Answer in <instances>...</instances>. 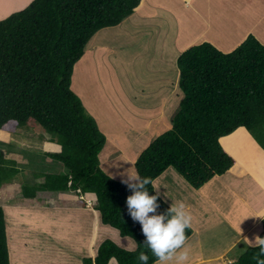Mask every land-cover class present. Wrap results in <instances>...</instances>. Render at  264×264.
<instances>
[{"label":"trees","instance_id":"obj_1","mask_svg":"<svg viewBox=\"0 0 264 264\" xmlns=\"http://www.w3.org/2000/svg\"><path fill=\"white\" fill-rule=\"evenodd\" d=\"M140 3L33 0L0 20V131L15 133L37 127L60 137L69 151L66 156H52L64 172L43 175L44 181L31 188L23 186L22 196L34 199L42 192L49 198L59 194L90 196L101 223L134 241L135 249L127 251L105 240L95 257L84 259V264H108L113 255L119 264H140V251L148 254V264L156 259L143 245L141 225L128 214L130 190L100 167L105 136L71 90L74 65L89 40L101 29L118 26ZM176 68L182 93L179 109L170 129L140 153L133 167L136 174L153 181L172 169L198 190L234 164L221 147V138L244 129L264 149V44L250 34L237 48L223 53L203 42L183 51ZM6 161L0 150V185L9 180ZM38 177H32V182ZM148 189L150 195H156L153 183ZM157 203L158 214L169 208L160 197ZM191 235L192 229H186L187 239ZM260 236L264 237V218ZM257 252L248 247L234 264H256L252 257ZM0 264H10L1 207Z\"/></svg>","mask_w":264,"mask_h":264},{"label":"rangeland","instance_id":"obj_2","mask_svg":"<svg viewBox=\"0 0 264 264\" xmlns=\"http://www.w3.org/2000/svg\"><path fill=\"white\" fill-rule=\"evenodd\" d=\"M32 1L0 0V20L23 10ZM178 1L182 4L181 0ZM210 1L213 2V0ZM210 1L204 0V2ZM179 3L176 0H141L136 11L131 17L129 16L130 18L124 19L116 27L98 31L89 40L84 55L73 68L71 90L81 99L84 108L94 117L99 131L106 138L100 157L101 160H105L101 165L102 170L108 177L121 183L127 175L136 174L133 167L134 163L131 161V154L138 152L135 162L141 151L156 137L170 129L171 121L179 109L182 93L177 88L178 74L176 73V76H174L173 73L174 70L177 71L176 66L173 64L172 69L169 67L171 64L169 58L172 54L178 53L179 56L182 53L181 51L200 44L195 42L189 47L186 46V43L196 40V37L200 41L202 31L209 32L210 38L218 40L217 44L225 47L227 52H230V49L237 45L234 44L235 42L241 41L240 39L249 29L251 33L249 32L247 35H253L261 44H264L260 41L264 38V0H254V3L251 4L248 3V0H215L205 9L200 8V5L193 0L190 11H180L183 9H179ZM183 5L186 8L187 2H184ZM193 10H196L198 14ZM184 13L194 18V20ZM138 14H141L142 19L147 18L148 23L153 25L154 28L152 29L150 25L149 32L141 29L138 31L133 30V33L130 32L129 21L139 22L142 20ZM179 15L183 18L181 19ZM189 21L191 23L187 26L186 23ZM149 33L152 34L153 40L149 37ZM187 35L190 36L189 39L182 44V37ZM205 42L216 48V45L211 41L206 40ZM216 49L221 51L219 48ZM162 54L166 55V61L161 60ZM146 55L150 57L151 67H154L157 71H163L160 72L163 75H153V69L151 71L150 68L143 67L142 62ZM163 83L166 84L162 86ZM155 84L157 86L160 84L161 89L157 90V87L155 90V87H153ZM164 89L172 92L167 94ZM90 94L96 95L93 101ZM161 102H168L164 108V115L157 122L151 120L149 130L146 133H144L145 130L142 132L144 128L142 114L145 108L147 109L152 103L156 105ZM248 136L264 153V149L257 144L252 136ZM221 143L223 146L229 145V142L226 141ZM0 150L7 160L4 166L6 167V174H9L7 178L9 180L0 185V207H4L5 225L8 230L6 232L7 245L12 246L8 248L10 250L9 256L13 251L17 253L16 246L21 245L22 241H25L28 245L31 244L27 247V252H30V249L38 251L39 245L44 244L47 235L41 233L40 230L38 231L41 222L36 224L35 218L41 221L44 214L37 211L34 215L35 218L30 219V206L33 205L35 200L22 198V187L31 188L33 183H42L44 181L43 175L64 172L62 165L52 156H66L69 151L60 137L46 133L37 127L35 130H17L15 133L0 131ZM112 154L114 156H112L110 163L106 157L109 155L110 158ZM122 156H124L123 161H118ZM115 159L117 160L115 161ZM252 164L255 168L259 165V163H255V160L252 161ZM13 170L17 172L13 174ZM36 176L39 177L32 182V177ZM44 195L38 193L40 198ZM64 197L68 199V196ZM71 200L77 201L75 197H72ZM69 203V200H64L63 205ZM95 204L93 207L90 205L91 209H94ZM12 208L18 209L12 212L9 211ZM9 213L10 215L13 213L11 218L8 217ZM71 213L75 214L72 211ZM21 223L22 225H20ZM252 225V222H250V226ZM49 226L65 227L67 223L60 221ZM103 228L107 230V237H113L114 234L119 236L116 230L108 226ZM28 229L33 230L35 236L27 237ZM60 233L58 238L62 239L63 242L58 247L59 250L65 249L69 245H75L71 244L70 228H66ZM87 235L89 236L88 233ZM121 238L122 241L119 242V245L126 247L125 245L132 244V248L127 249H131L130 251L135 249L132 239ZM65 239L68 242H65ZM247 245L248 243L244 240L235 245L231 258H238L237 256L244 253L249 247ZM83 253H86V251H83ZM78 255L89 256L90 254L88 252L87 254L71 252V258L67 260V264H70V260H74L73 257ZM190 259L189 257L188 262ZM233 262L227 264H233ZM12 264H19V260L13 257Z\"/></svg>","mask_w":264,"mask_h":264},{"label":"crops","instance_id":"obj_3","mask_svg":"<svg viewBox=\"0 0 264 264\" xmlns=\"http://www.w3.org/2000/svg\"><path fill=\"white\" fill-rule=\"evenodd\" d=\"M176 1L179 3L178 0ZM195 1L200 5V8L205 9L215 0H213V2L210 0H208L210 2H204V0ZM181 2L182 4L179 3V9L183 10L180 11H190V5L193 0H181ZM184 2H187L186 8L183 5ZM248 3H254V0H248ZM193 11L198 14L196 10ZM184 14L187 15L186 13ZM138 16L142 19L141 14H138ZM179 16L181 19L183 18V16ZM190 18L194 20V18ZM189 23L191 22L189 21L186 23L187 26ZM128 25L131 28L130 32L133 33V30L138 31L139 29L149 32L151 24L148 23V19L146 18L139 22L131 20ZM151 28L153 29L154 26L151 25ZM249 32L251 33L250 29L244 33L240 39L241 41L234 43L237 45L233 46V49L230 50L232 51L237 48L241 44L240 42H243L246 39L245 37L248 36L247 34ZM200 36L202 37L200 41H198V37H196V40L186 43V46L189 47L195 42H199L201 44V42L203 43V41L205 42L208 40L214 43L216 48H219L221 51L227 53V51H225V47L217 44L218 40L210 38L209 32L202 31ZM149 37L153 40L152 34L149 33ZM189 37V35L182 37V44L185 43ZM260 41L264 43V38L260 39ZM177 57L178 53H174L169 58V62H171L169 67L171 69L173 64L176 66ZM165 59L166 55L162 54L161 60L166 61ZM149 62L150 57L146 55L142 62L143 67H148L151 71L153 69V75H163L160 74V72L163 71L155 70L154 67H151ZM173 73L174 76H176L178 71L174 70ZM165 84L166 83H163L161 85L163 86ZM162 86H160V84H158V86L157 84L153 85L155 90L157 87V90H160ZM90 87L92 88V86ZM164 91L167 94L172 92L168 89H164ZM95 97L96 95L90 94L92 101ZM167 103L168 102H161L156 105L152 103L153 105L151 104L147 107V109L145 108V111L142 114V117L144 118V128L142 129V132L145 130L144 133H146L149 130L151 120H155L157 122L161 119L162 115H164V108ZM248 135L249 134L244 129H238L231 135L220 139V143L222 141L229 142L228 146H223L221 143V147L229 156L233 158L234 164L223 176L212 178L198 190L191 188L172 169H167L153 181L155 192H157V190L159 191V197L167 206L170 207L172 203L183 201L187 205V210L190 211L192 215V225L190 227L192 229V235L186 241V247L189 249V257L191 259L189 262L187 261L186 264H227L232 261L235 262L237 258H231V253L234 251L233 249L235 248V245L239 244L243 240L247 242V238L251 239L254 235H260L262 232L263 218H261V216H264V153L259 149L255 142L249 138ZM251 145L254 148H252ZM101 155L102 151L99 154V162L102 169L101 165L105 162V160L100 159ZM137 155L138 152L136 154H131V161L133 163ZM112 156L114 155H110V158L109 155L106 157L110 163L111 158H113ZM123 158L124 156L119 158L118 161H123ZM116 160L117 159H115V161ZM253 160H255V163H259L256 168L253 167ZM221 188L225 189L222 190ZM39 194L43 195V192ZM46 194L47 193H45L44 196H41V198L37 194L34 199H28L35 200L33 205L30 206V219L35 218L34 215L37 211L44 214V218L41 221H38L37 218H35L36 224L37 222L45 224H40L38 228V231L40 230L41 233L47 235L44 239V244L41 243L39 245L38 251L30 249L31 251L27 252V247L31 244L28 245L25 241H22L21 245L16 246L18 249L17 253H14V251L13 253H10V264H12L13 257L14 259L19 260V264H67V260L71 258V252H77L78 254H87L88 252L90 254L89 256L78 255L77 257H73L74 260H70V264H84L83 260L93 259L96 255L98 246L107 239L124 250H131L127 248H132V244H127L125 245L126 247L119 245L122 238L116 236V234H114L113 237H107V230L103 228L105 225H103L100 221L99 212L93 208L91 209V207L95 204L94 198L85 195L76 196L74 194H59L54 198H49ZM64 196H68V199ZM21 197L24 198L23 196ZM72 197H75L77 201L71 200ZM64 200H69L70 203L68 205H63ZM90 205L92 206L90 207ZM16 209L18 208H12L9 209V211L12 212ZM71 211L75 212V214L71 213ZM11 216H13V213H11V215L10 213L8 214V217L11 218ZM60 221H65L67 226H49L50 224ZM46 222L48 224L47 226ZM250 222H252V226H250ZM20 225H22V223ZM66 228H70V235H72L71 244L75 245H69L65 247V249L59 250L58 247L63 240L59 239L58 235H60V232H63ZM5 229L7 232L8 230L6 225ZM91 229L94 230L90 231ZM253 232L254 234H252ZM26 236L33 237L35 234L33 233V230L28 229ZM29 241L32 242L31 240ZM65 242H68V240L65 239ZM11 247L12 246H8V248ZM83 251H86V253H83Z\"/></svg>","mask_w":264,"mask_h":264},{"label":"clouds","instance_id":"obj_4","mask_svg":"<svg viewBox=\"0 0 264 264\" xmlns=\"http://www.w3.org/2000/svg\"><path fill=\"white\" fill-rule=\"evenodd\" d=\"M122 182L131 192L126 198L128 214L141 225L145 237L143 245L156 258L154 264H186L189 260L186 229L192 225L187 205L178 201L172 203L166 212L158 214L160 193L157 190L156 195L149 194L148 186L153 183L151 177L127 175ZM247 243L249 247L258 249L252 257L256 264H264V237L254 235L247 238ZM137 259L140 264H148L149 256L140 251ZM108 264H119V260L113 255L109 257Z\"/></svg>","mask_w":264,"mask_h":264}]
</instances>
